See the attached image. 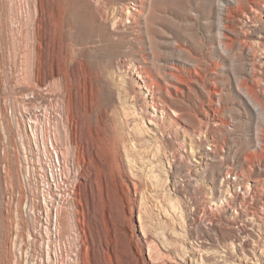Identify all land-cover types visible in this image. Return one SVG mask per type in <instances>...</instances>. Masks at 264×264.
Returning <instances> with one entry per match:
<instances>
[{
	"label": "rangeland",
	"instance_id": "obj_1",
	"mask_svg": "<svg viewBox=\"0 0 264 264\" xmlns=\"http://www.w3.org/2000/svg\"><path fill=\"white\" fill-rule=\"evenodd\" d=\"M0 264H264V0H0Z\"/></svg>",
	"mask_w": 264,
	"mask_h": 264
},
{
	"label": "built area",
	"instance_id": "obj_2",
	"mask_svg": "<svg viewBox=\"0 0 264 264\" xmlns=\"http://www.w3.org/2000/svg\"><path fill=\"white\" fill-rule=\"evenodd\" d=\"M60 160H59V157H58V155H57V164L60 166Z\"/></svg>",
	"mask_w": 264,
	"mask_h": 264
}]
</instances>
